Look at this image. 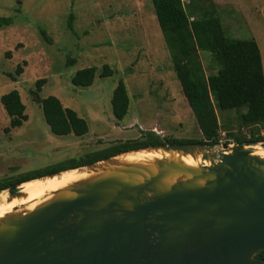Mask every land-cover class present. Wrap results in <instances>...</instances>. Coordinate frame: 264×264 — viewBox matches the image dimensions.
<instances>
[{"label": "rangeland", "instance_id": "374dc122", "mask_svg": "<svg viewBox=\"0 0 264 264\" xmlns=\"http://www.w3.org/2000/svg\"><path fill=\"white\" fill-rule=\"evenodd\" d=\"M182 1L196 13L213 6L228 37L254 39L264 73V0ZM0 16L12 19L0 27V96L18 90L27 114L22 125L7 128L9 117L0 103V179L151 134L162 140L202 137L173 71L151 0H0ZM200 57L206 74L215 72L209 52L200 51ZM18 64L23 72L14 81L7 74ZM104 64L113 69L112 75L99 74ZM88 66L97 68L92 85H73L75 71ZM40 78H45L40 97L54 95L75 110L87 121V133L57 136L49 130L31 93ZM119 80L126 86L129 108L116 120L110 99ZM216 113L219 145L234 143L232 151L255 149L227 140V127L243 134L250 130L240 127L236 111L216 108Z\"/></svg>", "mask_w": 264, "mask_h": 264}, {"label": "water", "instance_id": "95a60500", "mask_svg": "<svg viewBox=\"0 0 264 264\" xmlns=\"http://www.w3.org/2000/svg\"><path fill=\"white\" fill-rule=\"evenodd\" d=\"M233 145L141 146L1 189L20 196L23 182L108 166L115 156L144 148L198 153L209 162L156 160L154 172L137 165L104 169L29 212L5 213L0 264H264L255 257L264 250V158L234 152ZM173 174L188 177L165 183Z\"/></svg>", "mask_w": 264, "mask_h": 264}, {"label": "trees", "instance_id": "16d2710c", "mask_svg": "<svg viewBox=\"0 0 264 264\" xmlns=\"http://www.w3.org/2000/svg\"><path fill=\"white\" fill-rule=\"evenodd\" d=\"M151 2L169 52L173 71L202 137L162 140L151 134L144 140L110 145L80 158L68 159L26 173L1 178L0 190L19 181L92 163L141 146L163 143L219 144L221 124L216 108L222 111H236L240 127L250 128L248 134H243L239 130L233 131L227 127L225 129L227 140L238 144L264 142V73L256 41L228 37L221 18L213 6L196 13L194 8L187 10L182 0H151ZM11 22V17L0 16V27ZM200 51L209 52L216 63L215 72L206 74ZM22 72L23 67L18 64L14 71L7 75L15 81ZM96 73L95 66L78 69L72 75L71 82L75 86H90ZM99 74L102 77L110 76L113 74V69L108 64H104ZM44 83L45 78L37 79L35 89L31 93L33 100L40 104L49 130L57 136L68 134L82 136L87 133V121L75 110L64 107L54 95L40 97L39 92ZM0 103L9 117L7 128L18 127L27 120L25 105L18 90L12 89L2 94ZM110 103L114 118L121 120L129 108L128 93L122 80H119L114 87ZM234 152L247 151L236 147ZM255 257L264 260V250L258 252Z\"/></svg>", "mask_w": 264, "mask_h": 264}, {"label": "bare ground", "instance_id": "6f19581e", "mask_svg": "<svg viewBox=\"0 0 264 264\" xmlns=\"http://www.w3.org/2000/svg\"><path fill=\"white\" fill-rule=\"evenodd\" d=\"M252 154L264 158V148L256 146ZM156 160L179 161L188 167L208 165V161H202L200 154L182 153L179 151H167L162 148H144L132 150L115 156L112 163L97 164L96 167H81L60 172L51 177H41L23 182L20 185V196L11 197L6 191L0 192V216L10 211L29 212L38 205L52 199L55 194L65 187L74 185L77 182L92 179L104 173V169L121 168L123 166H143L151 171H156ZM188 175L173 174L164 179L167 184H172L178 179H186ZM71 195V193H68Z\"/></svg>", "mask_w": 264, "mask_h": 264}, {"label": "flooded vegetation", "instance_id": "af4514ba", "mask_svg": "<svg viewBox=\"0 0 264 264\" xmlns=\"http://www.w3.org/2000/svg\"><path fill=\"white\" fill-rule=\"evenodd\" d=\"M17 183V182H16ZM14 184V183H13ZM12 185V184H11ZM10 186V185H9Z\"/></svg>", "mask_w": 264, "mask_h": 264}]
</instances>
